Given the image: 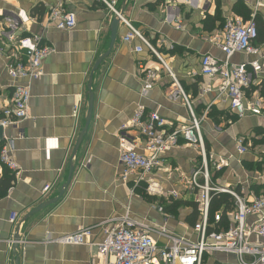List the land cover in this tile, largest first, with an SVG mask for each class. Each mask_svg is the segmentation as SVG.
Instances as JSON below:
<instances>
[{
  "label": "crops",
  "instance_id": "obj_1",
  "mask_svg": "<svg viewBox=\"0 0 264 264\" xmlns=\"http://www.w3.org/2000/svg\"><path fill=\"white\" fill-rule=\"evenodd\" d=\"M53 4L54 0H0V108L8 103L16 83L6 69L5 56L12 53L13 46L8 48L2 36L7 30L4 17L23 10L29 19L16 34H41L42 43L54 49L43 61L41 76L30 81L27 117L3 132L12 141L11 156L18 168L13 173L0 164V178L5 170L13 177L8 187L0 180V264H14L11 246L16 229L20 237L18 264H107L108 259L98 254L96 245L104 238L107 220H114L111 224L115 226L125 216L152 230L165 228L168 233L195 238L192 226L199 213L194 195L185 193L179 180L200 164L195 145L179 140L177 146L163 153L161 164L138 186L134 187L132 178L126 182L120 178L119 129L138 106L157 112L172 123V128L182 127L190 117L184 95L200 122L211 159L208 162L218 165L217 170L230 171L223 181L228 185L224 186L238 189L249 198L256 195L252 187L261 181L249 167L264 158L254 160L247 142L253 141L254 149L264 147V107L261 115L238 117L219 93V80L200 74L199 61L204 53L223 59L215 41L224 20L234 15L246 21V14L249 19L257 14L264 20V0H63L76 18L70 30H59L46 22ZM111 7L122 11V19L110 53L93 71L91 120L72 156L85 125L92 68L110 45V22L115 15ZM124 20L150 42L167 70L145 47L140 53L133 51L141 45L137 38L123 40L129 32ZM253 44L256 54H237L231 62H249L264 54V43L254 40ZM139 62L156 71L153 87L146 95H141ZM258 76L251 90L264 104L255 88L264 73ZM141 142L137 140L136 149L142 150ZM70 163L73 170L67 182ZM147 182L162 191H179L183 195L180 199L191 202L181 206L188 209L182 221L157 210L159 199H174L147 194ZM66 183L56 203L22 222L30 210L55 197ZM45 185L50 189L43 194ZM153 198L156 205L151 202ZM195 210L197 217L193 220ZM13 214L16 220L11 222ZM82 228L92 232L83 245L51 240ZM151 235L165 242L156 233ZM227 264H236L233 256H227Z\"/></svg>",
  "mask_w": 264,
  "mask_h": 264
},
{
  "label": "built area",
  "instance_id": "obj_2",
  "mask_svg": "<svg viewBox=\"0 0 264 264\" xmlns=\"http://www.w3.org/2000/svg\"><path fill=\"white\" fill-rule=\"evenodd\" d=\"M111 9L117 14L113 7ZM119 17L122 19V16ZM253 17L254 14L249 20L243 21L237 16H228L221 26L220 37L215 41L223 59L204 53L199 61L200 74L219 80V93L226 97L229 109L238 117L261 115L264 107L262 99L253 95L251 90L258 75L264 73V54L249 62H231L234 55L257 53L253 44L257 37ZM4 19L7 30L2 36L8 48L13 46L12 53L5 56L6 69L16 83L8 103L0 108L3 132L6 127L17 125L27 117L31 97L30 81L41 76L44 59L54 51L53 47L42 43L41 34H16L19 27L29 19L23 10L15 15L8 14ZM46 22L59 30H70L75 27L76 18L73 12L65 8L63 0H54ZM124 22L129 32L123 40L130 42L137 38L141 45L135 46L133 51L140 53L145 47L167 70L150 42L129 22ZM138 67L142 72L141 95H146L153 87L156 71L143 62H139ZM183 99L189 111V123L177 128H172V123L157 112L145 111L143 106L137 107L128 123L119 129L118 166L121 180L126 182L132 178L135 187L143 183L145 176L161 164L163 153L177 146L179 140L195 145L200 164L188 176L179 179L185 193L189 191L194 195L199 213L198 220L192 226L195 238L168 233L165 228L152 230L125 216L115 226L111 224L114 220H107L108 228L103 240L96 245L97 252L108 259L107 264H227V256H233L236 264H264V195L249 198L232 187H218L212 183L208 170V161L211 159L205 150L200 122L195 118L184 95ZM3 132L0 138V164L14 173L18 166L11 156L12 141ZM138 139L142 141V150L135 148ZM239 151L243 153L244 149L240 147ZM49 189L50 186L45 185L42 193H47ZM145 191L150 195H164L171 199L183 196L176 190L162 191L152 182L145 184ZM211 192L226 193L231 197L225 226L222 225L221 211L214 212L212 217L208 214ZM157 210L161 211L162 207L158 206ZM15 220L16 214H13L10 221ZM151 233H156L165 242L155 240ZM91 235L90 228H82L51 240L62 245H83L88 243Z\"/></svg>",
  "mask_w": 264,
  "mask_h": 264
},
{
  "label": "trees",
  "instance_id": "obj_3",
  "mask_svg": "<svg viewBox=\"0 0 264 264\" xmlns=\"http://www.w3.org/2000/svg\"><path fill=\"white\" fill-rule=\"evenodd\" d=\"M244 19L247 21L249 20L248 15H243ZM253 21L255 23L256 29H257V37L256 41L260 43H264V20L258 16L257 14L254 15ZM255 88L260 93V96L264 99V79H261L259 82H257ZM12 175L9 174L6 170L4 171L2 177L0 178L3 183L6 184L8 187L11 184L12 181ZM255 190V193H257L258 189H263L264 186L262 185H253L252 187ZM238 192V189H235ZM159 204L162 207V210L168 213H171L172 210H174L176 207L182 206V205H188L191 202L183 199H174L172 201H167L163 199H159ZM195 205V203H192ZM231 207V197L229 194L226 193H217V192H211L210 193V203L208 208V214L210 217H212L213 213L216 211L222 212V225H226V212ZM196 209V205H195ZM197 217L196 210L192 214L193 220Z\"/></svg>",
  "mask_w": 264,
  "mask_h": 264
},
{
  "label": "water",
  "instance_id": "obj_4",
  "mask_svg": "<svg viewBox=\"0 0 264 264\" xmlns=\"http://www.w3.org/2000/svg\"><path fill=\"white\" fill-rule=\"evenodd\" d=\"M115 10H116L117 14L114 15V17L111 19V22H110L111 36H110V45H109V48H108V50L106 52H104L102 55H100L98 57V59L96 60L94 66L92 68V73L90 74V77H89V81H88V85H87V90H88V92H87L88 109H87V115H86V118H85V125H84L82 131L80 132V134H79V136L77 138L75 147H74V149L72 151V156H74L76 154V151H77V148L79 146V143L81 142V139H82L84 133L86 132L87 126H88V124H89V122L91 120V109H92L93 95H92V92L90 91V88H91V80H92V76H93V71H95V69L98 67V65L101 63V61L110 53L112 44H113L114 39H115L116 28L118 27L119 22L121 20L119 16H122V11L121 10H118V9H115ZM2 132H3V129L0 126V138L2 137ZM72 170H73V166L70 163V171H69V175H68L67 182H69V179H70ZM66 186H67V183L62 186V189L59 191V193L55 197H52L50 199H46L45 201H43L40 204H38L35 208H33L32 210H30L23 217L22 222L25 221L32 214L36 213L37 211H39V210H41V209H43V208H45V207H47V206H49L51 204L56 203L58 201V199L60 198V196L62 195L63 189ZM19 241H20V237H19V234H18V229H16L15 235H14L13 241H12V246H11V253H12V256H13V263L14 264H18L17 247H18Z\"/></svg>",
  "mask_w": 264,
  "mask_h": 264
},
{
  "label": "rangeland",
  "instance_id": "obj_5",
  "mask_svg": "<svg viewBox=\"0 0 264 264\" xmlns=\"http://www.w3.org/2000/svg\"><path fill=\"white\" fill-rule=\"evenodd\" d=\"M251 142L252 143L247 142V144L250 145L251 149H252V152L250 153L251 157H253L254 160H257L259 158H264V150H263L264 147L261 146L258 148L256 147L254 149V148H252V145L254 142L253 141H251ZM216 167L217 166H215L213 163L208 162V170H209V174H210V178H211L212 183L218 187L228 185L223 181L226 180L225 177H226V175L228 176L230 171L229 172L225 171V169L217 170ZM249 170H251L254 175L260 177L259 179L261 181V184H259V185L264 186V184H263V181H264V159H262L261 162L258 161L254 165H251L249 167ZM216 178H218L217 179L218 182L215 180ZM256 195H264V190L258 189ZM151 202L155 205H156V203H158L155 198L151 199ZM159 205H157V206H159ZM187 211H188V209L179 206V207H176L174 210H172L171 213H169V214L172 218H175L176 221H182L184 216L188 213Z\"/></svg>",
  "mask_w": 264,
  "mask_h": 264
}]
</instances>
